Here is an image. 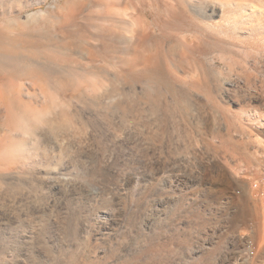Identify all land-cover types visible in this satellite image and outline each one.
Here are the masks:
<instances>
[{"label": "rangeland", "instance_id": "obj_1", "mask_svg": "<svg viewBox=\"0 0 264 264\" xmlns=\"http://www.w3.org/2000/svg\"><path fill=\"white\" fill-rule=\"evenodd\" d=\"M263 115L264 0H0V264H264Z\"/></svg>", "mask_w": 264, "mask_h": 264}, {"label": "bare ground", "instance_id": "obj_2", "mask_svg": "<svg viewBox=\"0 0 264 264\" xmlns=\"http://www.w3.org/2000/svg\"><path fill=\"white\" fill-rule=\"evenodd\" d=\"M226 2H228V1H226ZM230 3V2H229ZM226 4V3H225ZM224 4V5H225ZM249 4V3H248ZM263 5V4H262ZM255 6V5H254ZM257 7V6H256ZM262 7V6H261ZM262 9V8H261ZM225 23V22H224ZM230 23V22H229ZM230 24H232V23H230ZM225 26H228V22L226 23V24H224ZM234 26V25H233ZM222 27H224V26H222ZM217 28V27H216ZM215 28V29H216ZM220 28H221V26H220ZM226 29H228V28H230V27H225ZM222 29V28H221ZM230 31V30H229ZM228 33V32H227ZM227 33H226V35H227ZM236 33V32H235ZM224 34V33H223ZM225 35V34H224ZM229 35V34H228ZM227 35V36H228ZM260 41V40H259ZM246 69V68H245ZM248 75V74H247ZM251 78V77H250ZM255 110V109H254ZM260 115V114H259ZM264 116V115H263ZM230 118V117H229ZM224 120V119H223ZM234 122V121H233ZM224 123V122H223ZM16 124V123H15ZM227 124V123H226ZM243 125V124H242ZM228 126V125H227ZM223 127V126H222ZM217 132V131H216ZM253 132V131H252ZM230 133V132H229ZM232 134V133H231ZM253 134V133H252ZM257 134V133H256ZM258 135V134H257ZM232 136V135H231ZM230 136V137H231ZM230 137L228 138L227 136L224 138V140H222V142H223V144L225 143V142H227V144L229 143L228 142V139H230ZM257 137V136H256ZM228 138V139H227ZM263 138V137H262ZM236 139V138H235ZM219 140V139H218ZM231 140V139H230ZM246 140V139H245ZM251 140V139H250ZM255 140H256V138H255ZM259 140V139H258ZM232 141V140H231ZM239 142H241V141H239ZM243 142V141H242ZM260 142H262V141H260ZM231 143V142H230ZM229 143V144H230ZM245 143V142H244ZM252 143V142H251ZM258 143V142H257ZM208 143H206V145H207ZM223 144H222V146H223ZM227 144H225V145H227ZM241 144V143H240ZM215 145V144H214ZM231 145V144H230ZM229 145V146H230ZM228 146V145H227ZM245 146V145H244ZM264 146V145H263ZM211 147V146H210ZM246 147V146H245ZM240 148V147H239ZM249 148V147H248ZM254 148V147H253ZM213 149V148H212ZM224 149H226V148H224ZM234 149V148H233ZM237 149V148H236ZM211 150V149H210ZM262 150V149H261ZM216 151V150H215ZM239 151V150H238ZM264 152V151H263ZM247 153V152H246ZM216 155V154H215ZM218 155V154H217ZM220 155V154H219ZM235 155H237V154H235ZM239 155H240V153H239ZM250 155V154H249ZM259 155V154H258ZM261 155H263V154H261ZM238 156V155H237ZM244 156V155H243ZM242 156V157H243ZM261 157V156H260ZM264 157V156H263ZM205 158V157H204ZM227 158V157H226ZM225 158V159H226ZM244 158V157H243ZM247 158V157H246ZM214 160V159H213ZM237 160H239L238 158H237ZM242 160V159H241ZM247 160L249 161V160H251V159H249V158H247ZM206 161V160H205ZM210 162V161H209ZM222 162V161H221ZM205 163V162H204ZM214 163V162H213ZM225 163V162H224ZM223 163V164H224ZM232 163V162H231ZM250 163V162H249ZM235 164V163H234ZM203 165H205V164H203ZM228 165V164H227ZM238 165H240V164H238ZM247 165V164H246ZM243 166H244V164H243ZM221 167V166H220ZM223 167V166H222ZM245 168H247V167H245ZM245 168H244V172H246L245 171ZM257 168V167H256ZM213 169V168H212ZM250 169V168H249ZM248 169V170H249ZM263 169V168H262ZM234 170V169H233ZM232 170V171H233ZM247 170V169H246ZM186 172V171H185ZM234 172V171H233ZM250 173V172H249ZM237 174V173H236ZM200 175V174H199ZM232 175V174H231ZM251 175V176H250ZM250 180L252 181V184H251V181L249 182V184L250 185H254L253 187H254V189L252 188V187H250L251 189H250V194L251 193H256V195L255 194H253V195H251L250 196V198H251V200H250V205H252V206H250V207H252V208H249V207H247L246 205L244 206H242L243 208H241V210H240V212H248V211H250V212H252V214L255 216V220H253V221H256L257 223H259V224H262L263 225V231H264V196H262V194H264V193H262L261 194V196H257L258 195V192L260 191V189H263V192H264V176H262L263 174H261V173H259L258 174V172L256 173V172H252V173H250ZM201 176V175H200ZM205 176V175H204ZM246 176H248V173H246ZM245 176V177H246ZM226 177H228V176H226ZM210 179V178H209ZM201 180V179H200ZM215 180V179H214ZM205 181H206V179H205ZM213 184V183H212ZM220 187V186H219ZM207 188V187H206ZM223 188V187H222ZM227 188V187H226ZM225 189V188H224ZM221 190H223V189H221ZM220 192V191H219ZM225 192H227V190L225 191ZM222 195V197L224 196L223 195V193L222 192H220ZM219 193V194H220ZM248 194V193H247ZM249 194V195H250ZM225 198H229V200H226L225 201V203H227L228 205H232V207L235 205V204H242L243 202H242V200H241V202L239 203L238 201H240V200H234L230 195H226L225 194ZM236 196V195H235ZM221 197V198H222ZM241 197V196H240ZM239 198V197H238ZM247 198H249V197H247ZM249 198V199H250ZM237 199V198H236ZM246 199V198H245ZM249 199L247 200V201H249ZM246 201V200H245ZM219 204V203H218ZM245 204V203H244ZM246 204H248V203H246ZM252 209V210H251ZM247 214V213H246ZM249 214V213H248ZM250 215V214H249ZM245 217V216H244ZM253 216H251V218H252ZM238 220V219H237ZM236 221V220H235ZM239 221H240V219H239ZM247 222H248V220H247ZM246 223V222H245ZM256 224V223H255ZM259 224L257 225V226H255L256 227V229H257V227H260V226H262V225H260L259 226ZM246 225H247V223H246ZM245 225V226H246ZM253 226V225H252ZM233 227V226H232ZM248 227V226H247ZM261 228V227H260ZM245 229H247V228H245ZM243 230V229H242ZM257 231H260V229L259 230H257ZM256 231V232H257ZM262 233V232H261ZM257 234V233H256ZM264 234V233H263ZM261 236V235H260ZM263 237V236H262ZM259 238V237H258ZM260 242H261V240H260ZM260 244V243H259ZM259 246V245H258ZM259 252V251H258Z\"/></svg>", "mask_w": 264, "mask_h": 264}]
</instances>
